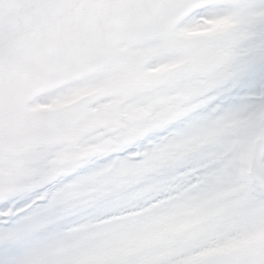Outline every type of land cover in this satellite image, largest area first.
I'll use <instances>...</instances> for the list:
<instances>
[{
	"label": "snow or ice",
	"instance_id": "1",
	"mask_svg": "<svg viewBox=\"0 0 264 264\" xmlns=\"http://www.w3.org/2000/svg\"><path fill=\"white\" fill-rule=\"evenodd\" d=\"M160 0H0V67L13 54L14 46L38 25L53 18L88 11H132L155 6ZM246 11H264V0H245ZM226 5L205 2L185 15L182 24L199 17L219 15ZM255 36L247 42L248 52L239 71L229 80L213 87L198 98L197 106L183 117L147 133L137 143L104 158L95 160L97 167L79 169L69 176L57 178L27 191L0 196V264H42L40 258L51 256L66 247L98 232L110 217L121 216L142 208L155 212L179 201L199 200L246 183L237 211L252 213L248 225L264 221V121L252 168L247 181L240 174L237 141L247 130H232L190 150L122 184L95 188L72 199L61 194L79 179L93 171L128 161L131 153L140 152L132 162L140 160L153 146L169 143L181 136L211 124L236 109L249 111L264 104V21L254 29ZM244 86L243 95L235 94ZM201 246H207L201 245ZM86 250L73 249L69 257ZM199 251V247L191 249ZM134 257L118 258L111 264H134ZM203 264H264V246L254 253H235L232 257H210Z\"/></svg>",
	"mask_w": 264,
	"mask_h": 264
},
{
	"label": "rangeland",
	"instance_id": "2",
	"mask_svg": "<svg viewBox=\"0 0 264 264\" xmlns=\"http://www.w3.org/2000/svg\"><path fill=\"white\" fill-rule=\"evenodd\" d=\"M243 5L228 4L226 10L219 15L199 17L181 26L180 32L194 29L208 31L214 29L210 24L212 20L228 16L230 20L225 19L221 25L229 24L243 34L242 39L234 44L232 60L222 70L211 76L216 81L218 79L220 81L224 76L232 78L239 71L242 58L248 52L247 42L255 36H248L247 32L253 31L258 24L264 21V11H246ZM160 44L155 42L138 48L153 49L149 69L159 68L175 57L171 53H166L163 46L164 50L161 49ZM105 76L101 74L96 80L92 79V82L86 81V85L95 84ZM209 79L205 81L206 85L213 84V81ZM78 85L79 83H75L58 89L57 92L62 94L65 90L73 89ZM203 86L204 84L192 85L197 89L191 93L188 102L189 92L177 98L174 95L170 99L156 97L154 101V96L144 90L133 92L130 99L123 102L121 107L126 113H135V116L152 113L167 117L173 114L181 118L197 106L198 98L201 97L199 93H202ZM166 91V88L160 91L158 96L165 95ZM245 91L247 89L241 86L235 90V94L243 95ZM61 94H52L51 101L65 96ZM41 99L35 103L50 101V99L44 101ZM182 109L184 112H181ZM138 118L140 120L137 119L132 126H128L129 120L125 119L120 122L118 128L85 133L86 149L79 155L77 153L76 156H72L76 152H74L75 142L71 143L70 147L61 145V147L47 148L37 152L34 156L4 157L0 155V167L7 165L6 173H0V196L16 191H26L27 188L36 186L40 180L48 181L49 178L56 180L71 175L69 166L76 165L79 158L89 157L96 153L93 149L96 146H108L111 143L117 151L124 150L132 145V141L145 136L147 120L141 119V116ZM261 121H264V104L250 111L247 108L233 110L217 118L211 124L171 141L167 146H153L142 155L140 160L132 162L137 153L133 152L128 161L91 172L68 187L61 194V198L72 199L98 187L125 183L148 172V168L152 170L157 168L165 158V161L170 160L171 156H177L232 130H247V134L237 141L238 160L241 165L240 174L246 182L247 177L244 178L243 174H245L249 157L248 146ZM193 140L201 142L200 144L190 143ZM177 146L180 147L179 150ZM107 156L109 154L103 157ZM103 157H101V162H104ZM63 165L65 166L61 169ZM9 168L13 170L7 172ZM244 187L246 183L199 200L171 203L155 212L150 208H142L127 213L124 217H110L108 221L102 222L107 226L100 231L89 232L75 243L59 248L51 256L40 259L42 264H111L113 260L128 257L135 258L134 264H203L210 257H232L233 254L241 252L254 253L264 246V221L252 222L249 226L246 217L252 213L236 210L241 197L235 200L232 197L236 192L244 191ZM177 243H180V248L184 250V253H181L180 258L174 256V259H168L162 247L165 245L170 251ZM205 244L207 246H201ZM195 247H199V251L194 252L198 253L194 262H188V259L184 262L180 260L183 256L187 257L193 253L191 249ZM203 247H207V250L202 251ZM78 248H86V250L71 257L67 255L73 249ZM3 254L4 250L0 249V256Z\"/></svg>",
	"mask_w": 264,
	"mask_h": 264
},
{
	"label": "water",
	"instance_id": "3",
	"mask_svg": "<svg viewBox=\"0 0 264 264\" xmlns=\"http://www.w3.org/2000/svg\"><path fill=\"white\" fill-rule=\"evenodd\" d=\"M211 1L219 0H160L155 6L146 9L77 12L60 19L53 18L42 22L14 46L13 60L7 61L4 66L0 67V113H5L7 106L10 107L12 104L18 103L20 99L29 96L35 91L34 86L24 84L23 78L26 74V69L37 65L32 59L36 43L52 48H55L56 44H61L58 54L62 56V47L65 43L66 19L68 21L67 31L71 32L74 26L79 29L76 34L77 39H85V43L89 45L91 53L107 55L109 50H112L124 40H135L136 36H157L167 33L168 29L182 17L174 14L173 10H171L173 9V2L179 6L180 11L184 14L201 3ZM56 27L57 31H55ZM219 39L225 40L224 38ZM229 39L232 42L236 39V36L230 33ZM73 49L76 50V46ZM80 51V57L88 55L84 48ZM25 53L29 56L24 57V62L20 64V58ZM13 122L17 125L20 124L16 119ZM52 122L55 123V120ZM23 129L24 127L20 124V127L15 131H22ZM259 140L260 134L255 138L252 146L251 168Z\"/></svg>",
	"mask_w": 264,
	"mask_h": 264
}]
</instances>
